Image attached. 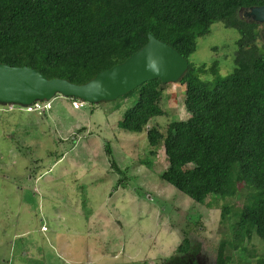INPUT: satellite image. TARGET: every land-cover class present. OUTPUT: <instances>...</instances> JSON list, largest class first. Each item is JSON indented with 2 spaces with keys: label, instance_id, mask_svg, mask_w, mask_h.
<instances>
[{
  "label": "rangeland",
  "instance_id": "1",
  "mask_svg": "<svg viewBox=\"0 0 264 264\" xmlns=\"http://www.w3.org/2000/svg\"><path fill=\"white\" fill-rule=\"evenodd\" d=\"M237 39L236 31L214 24L189 62H217L226 76ZM184 99L185 84H167L164 113L149 127L164 133L186 120ZM137 100L133 91L97 106L81 102L77 111L60 97L44 112L0 107V264H213L222 243L231 264H244L228 243L231 225L250 204L248 191L197 203L163 182L162 142L152 156L146 133L119 128ZM185 237L191 252L168 262ZM244 247L255 255L246 263L264 256L255 236Z\"/></svg>",
  "mask_w": 264,
  "mask_h": 264
},
{
  "label": "trees",
  "instance_id": "2",
  "mask_svg": "<svg viewBox=\"0 0 264 264\" xmlns=\"http://www.w3.org/2000/svg\"><path fill=\"white\" fill-rule=\"evenodd\" d=\"M262 6L264 0H0V64L83 85L142 49L148 35L175 49L188 61L179 83L185 84L189 117L171 122L164 133L149 127L164 113L166 85L155 80L135 90L138 100L119 128L146 133L152 156L161 141L168 162L161 180L197 203L248 191L250 204L231 225L228 245L249 264L255 255L244 245L253 236L264 243V40L262 27L247 23L239 12ZM217 23L238 34L226 76L217 62L210 67L189 62L197 41ZM204 76L212 80L202 81ZM64 100L71 106L78 102ZM227 214L224 208L222 219ZM225 245L213 264L232 263ZM191 248L185 237L168 262H182ZM255 264H264V256Z\"/></svg>",
  "mask_w": 264,
  "mask_h": 264
},
{
  "label": "water",
  "instance_id": "3",
  "mask_svg": "<svg viewBox=\"0 0 264 264\" xmlns=\"http://www.w3.org/2000/svg\"><path fill=\"white\" fill-rule=\"evenodd\" d=\"M247 23L262 27L264 40V6L240 10ZM188 71V61L172 47L148 35L147 44L122 64L97 74L83 85L67 80H49L39 71L0 64V107L25 109L37 102L46 103L57 97L76 99L97 106L114 102L145 83H179Z\"/></svg>",
  "mask_w": 264,
  "mask_h": 264
},
{
  "label": "built area",
  "instance_id": "4",
  "mask_svg": "<svg viewBox=\"0 0 264 264\" xmlns=\"http://www.w3.org/2000/svg\"><path fill=\"white\" fill-rule=\"evenodd\" d=\"M13 108V107H11ZM72 108L73 110L77 111L80 110L82 108V104L81 102H74L72 104ZM50 109V102H46V103H41V102H37L35 104H33L31 107H27L25 109H22L25 113H36V112H43L45 110H49Z\"/></svg>",
  "mask_w": 264,
  "mask_h": 264
}]
</instances>
